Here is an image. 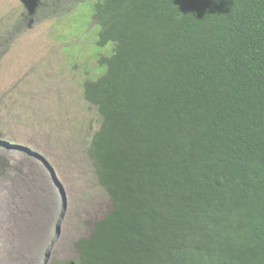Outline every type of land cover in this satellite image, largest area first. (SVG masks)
<instances>
[{"label": "trees", "instance_id": "16d2710c", "mask_svg": "<svg viewBox=\"0 0 264 264\" xmlns=\"http://www.w3.org/2000/svg\"><path fill=\"white\" fill-rule=\"evenodd\" d=\"M83 1L111 210L74 264H264V0Z\"/></svg>", "mask_w": 264, "mask_h": 264}, {"label": "rangeland", "instance_id": "374dc122", "mask_svg": "<svg viewBox=\"0 0 264 264\" xmlns=\"http://www.w3.org/2000/svg\"><path fill=\"white\" fill-rule=\"evenodd\" d=\"M91 3L0 0V181L14 202L15 264H74L76 242L111 210L86 153L99 125L79 86L113 49L96 44ZM24 224L29 251L18 254Z\"/></svg>", "mask_w": 264, "mask_h": 264}, {"label": "bare ground", "instance_id": "6f19581e", "mask_svg": "<svg viewBox=\"0 0 264 264\" xmlns=\"http://www.w3.org/2000/svg\"><path fill=\"white\" fill-rule=\"evenodd\" d=\"M12 202V193L9 186L3 181H0V264H13V260L16 258V254H13L10 250L9 236L6 234L12 229V219L10 215ZM20 234L23 236L20 238L19 247L17 246L18 254H20L21 251L20 245L22 246L25 253H28L29 236H27V224H24V230L20 232Z\"/></svg>", "mask_w": 264, "mask_h": 264}]
</instances>
